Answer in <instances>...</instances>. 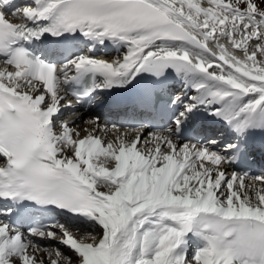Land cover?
I'll return each instance as SVG.
<instances>
[{
  "label": "snow or ice",
  "instance_id": "obj_1",
  "mask_svg": "<svg viewBox=\"0 0 264 264\" xmlns=\"http://www.w3.org/2000/svg\"><path fill=\"white\" fill-rule=\"evenodd\" d=\"M0 264H264V0H0Z\"/></svg>",
  "mask_w": 264,
  "mask_h": 264
},
{
  "label": "bare ground",
  "instance_id": "obj_2",
  "mask_svg": "<svg viewBox=\"0 0 264 264\" xmlns=\"http://www.w3.org/2000/svg\"><path fill=\"white\" fill-rule=\"evenodd\" d=\"M96 112H98L97 110H91V111H89L87 114H75L74 116H76V115H79V116H81L82 118H83V120H87L90 116H94L95 114H96ZM74 116H73V118H74ZM124 118V117H123ZM119 120V118L117 117V116H115V115H113L112 116V122H117ZM82 122V121H81ZM83 125H85L86 126V128L88 127V125L87 124H85V123H80V122H78V124L76 125L77 127H80V126H83ZM75 126V125H74ZM130 127H133V126H131V124L130 123H124L123 125H122V130L124 129V128H130ZM86 133L84 132L81 136H83V135H85ZM44 243H47V242H44ZM52 243H55L54 241L52 242Z\"/></svg>",
  "mask_w": 264,
  "mask_h": 264
},
{
  "label": "rangeland",
  "instance_id": "obj_3",
  "mask_svg": "<svg viewBox=\"0 0 264 264\" xmlns=\"http://www.w3.org/2000/svg\"><path fill=\"white\" fill-rule=\"evenodd\" d=\"M82 127H85L86 128V126L85 125H83ZM84 133V132H83Z\"/></svg>",
  "mask_w": 264,
  "mask_h": 264
}]
</instances>
